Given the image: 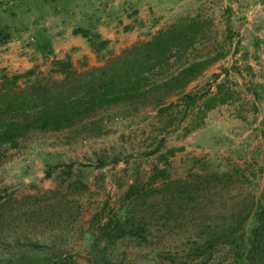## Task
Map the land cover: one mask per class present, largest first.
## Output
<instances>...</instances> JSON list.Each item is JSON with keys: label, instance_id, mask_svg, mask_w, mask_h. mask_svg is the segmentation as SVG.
Instances as JSON below:
<instances>
[{"label": "rangeland", "instance_id": "374dc122", "mask_svg": "<svg viewBox=\"0 0 264 264\" xmlns=\"http://www.w3.org/2000/svg\"><path fill=\"white\" fill-rule=\"evenodd\" d=\"M159 1L155 14L166 18L162 30L170 24L167 0ZM180 1L182 16L175 21L195 18L203 25L190 58L213 62L170 98L161 114L153 106L120 104L102 111L94 125L86 122L87 130L30 133L8 150L0 158V198L9 195L14 202L0 210V264L17 257V239L75 264H91L98 222L124 216L131 201L125 200L128 191L161 189L160 178L150 184L159 171L166 180L181 182L178 189L198 185L194 191L189 187V196L154 193L138 205L146 242H118L108 249L107 259L114 264H247L234 260L225 245L209 251L200 245L229 224L237 228L236 222L264 196V0ZM108 5L109 0H32L18 8V20L3 17L1 22L14 23L19 30L12 41L30 50L40 30L47 35L76 27L95 31V19L105 17ZM219 85L229 101L204 120L196 110L187 116L183 109L167 112V104L179 97L214 95ZM198 122L202 125L186 134ZM39 144L43 157H38ZM250 218L242 229L245 235ZM232 232L233 237L240 234Z\"/></svg>", "mask_w": 264, "mask_h": 264}, {"label": "trees", "instance_id": "16d2710c", "mask_svg": "<svg viewBox=\"0 0 264 264\" xmlns=\"http://www.w3.org/2000/svg\"><path fill=\"white\" fill-rule=\"evenodd\" d=\"M30 1L0 0V46L12 41L14 31L19 30L14 23H2V18L18 20V8ZM46 1L53 3L55 0ZM202 30L203 25L195 18L179 19L159 30L149 40L132 45L101 66L77 71L66 58L54 61L52 72L48 75L36 76L34 71H28L3 76L0 81V158L8 150L16 149L20 140L30 133H58L76 127L87 130L89 124L86 122L94 125L95 118L102 111L116 105L126 104L132 109L153 106L161 114L166 110L163 109L166 102L195 81L213 62L191 59L189 56L196 50ZM72 32L87 40L96 53L107 46L106 41L88 28L76 27ZM28 45L42 54L51 53L50 40L44 30L37 32ZM21 80L23 83L19 82ZM220 89L221 85L217 86L214 95L208 94V91L185 94L178 98V102L168 103L167 112L183 109L187 116L196 110L197 118L204 120L209 111L229 101L230 97L221 95ZM201 122L188 129L186 134L199 128ZM49 176L46 174L45 178ZM159 178L162 180L161 189L144 190L143 193L128 191L125 200L131 201L122 218L115 214L103 223L98 222L97 232L92 235L91 264H114L107 259V251L118 242L135 246L146 242V223L138 217L137 207L143 205L152 194L172 196L177 192L189 196V187L194 191L198 185L194 182L192 186L181 185L178 189L181 182L166 180L162 171L151 177L150 184ZM12 202L9 195L5 199L0 198V210ZM255 208L236 222L237 228L233 229L232 223L221 233L214 231L201 243L200 248H208L209 251L213 246L225 245L230 248L234 260L264 264V196ZM249 218L252 227L245 235L242 229ZM0 219L1 225L4 219ZM232 230L240 234L233 237L235 234ZM15 244L17 257L4 264H75L63 255L51 254L46 247L27 239H17Z\"/></svg>", "mask_w": 264, "mask_h": 264}, {"label": "crops", "instance_id": "0c3cea01", "mask_svg": "<svg viewBox=\"0 0 264 264\" xmlns=\"http://www.w3.org/2000/svg\"><path fill=\"white\" fill-rule=\"evenodd\" d=\"M159 3V0H109L108 7L104 9L105 17H98L94 22L95 32L107 42L106 48L99 53L91 48L87 40L73 35L74 28L46 34L50 40V54H42L32 47L30 50L23 49L19 42L10 41L0 46V81L3 76L28 71L51 73L53 62L66 58L77 71L101 66L135 43L148 40L150 37L146 33L154 35L165 24L166 18L155 14V6ZM181 4L180 0H167V25L182 16ZM43 147L38 145L41 149H38V157H43Z\"/></svg>", "mask_w": 264, "mask_h": 264}]
</instances>
